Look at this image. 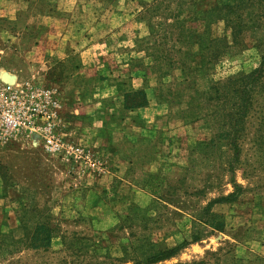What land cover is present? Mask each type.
<instances>
[{"label": "rangeland", "instance_id": "obj_1", "mask_svg": "<svg viewBox=\"0 0 264 264\" xmlns=\"http://www.w3.org/2000/svg\"><path fill=\"white\" fill-rule=\"evenodd\" d=\"M234 1L0 0V79L58 89L68 136L107 168L0 145V264H121L148 241L189 243L158 264H264V80L243 123L225 120L229 80L264 59V0ZM207 34L229 49L210 58ZM131 90L148 107L126 111ZM40 225L54 238L34 250Z\"/></svg>", "mask_w": 264, "mask_h": 264}, {"label": "built area", "instance_id": "obj_2", "mask_svg": "<svg viewBox=\"0 0 264 264\" xmlns=\"http://www.w3.org/2000/svg\"><path fill=\"white\" fill-rule=\"evenodd\" d=\"M7 144L40 148L78 175L107 172L93 149L68 136L59 90L35 81L0 79V145Z\"/></svg>", "mask_w": 264, "mask_h": 264}, {"label": "trees", "instance_id": "obj_3", "mask_svg": "<svg viewBox=\"0 0 264 264\" xmlns=\"http://www.w3.org/2000/svg\"><path fill=\"white\" fill-rule=\"evenodd\" d=\"M241 0H235L232 6H226V10L231 13L235 14L236 10L239 8V2ZM219 10H214L213 13L215 17H218ZM207 49L209 50V57L211 55H216L217 57L220 56L222 51L226 48L223 44H221L218 38H212L210 34H207ZM226 48V50H228ZM212 62V60H211ZM215 64L214 62H212ZM264 80V59L259 69L255 70L249 75H241L237 79L229 80L231 85L228 82L227 88V96L226 99H231L232 103V111L228 113L225 117V120L230 124H237L241 125L247 116V112L249 107L252 104V96L254 93L259 89L262 81ZM125 104L124 109L128 112H135L138 109L148 107V98L144 90H131L130 92H125L123 94ZM232 124H230L232 126ZM106 129H102L101 134L99 135L103 138L105 137H112L113 130L111 131L110 136H105ZM111 151L113 148L111 146ZM152 175V174H150ZM236 189H240L237 184H234ZM238 199L237 192L234 194H230L228 197H222L214 202H212L208 208H211L214 204L219 202H234ZM217 230H224V222L217 221L215 226ZM53 230L50 229L48 226H37L32 238L30 239L31 243L29 245L30 248L34 250L38 249H49L51 246V242L54 238ZM200 241L199 236H193L192 243H196ZM189 243L187 241L183 242L176 248L167 249V250H159L151 241H148L145 245L141 246L140 248H133L131 244V248L126 249L124 248L122 251V256L117 259L121 264H158L163 261L169 260L176 255H178L183 249H185ZM203 264V263H201Z\"/></svg>", "mask_w": 264, "mask_h": 264}, {"label": "crops", "instance_id": "obj_4", "mask_svg": "<svg viewBox=\"0 0 264 264\" xmlns=\"http://www.w3.org/2000/svg\"><path fill=\"white\" fill-rule=\"evenodd\" d=\"M53 25L55 26V24L53 23ZM105 93V92H104ZM106 93H110V91H107ZM109 95V94H108ZM112 95V94H111ZM104 97H107V96H104L103 94H102V98H104ZM91 133V142H90V144L93 146V147H96V148H98V149H101V150H103V151H105L106 149L105 148H107V146H108V140H106V139H103V138H101V137H97L96 136V134L94 133H92V132H90Z\"/></svg>", "mask_w": 264, "mask_h": 264}, {"label": "water", "instance_id": "obj_5", "mask_svg": "<svg viewBox=\"0 0 264 264\" xmlns=\"http://www.w3.org/2000/svg\"><path fill=\"white\" fill-rule=\"evenodd\" d=\"M4 81H6V80H4ZM7 82H14V81H7Z\"/></svg>", "mask_w": 264, "mask_h": 264}]
</instances>
